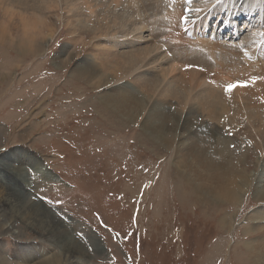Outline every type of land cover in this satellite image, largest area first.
Returning <instances> with one entry per match:
<instances>
[{
  "label": "bare ground",
  "instance_id": "1",
  "mask_svg": "<svg viewBox=\"0 0 264 264\" xmlns=\"http://www.w3.org/2000/svg\"><path fill=\"white\" fill-rule=\"evenodd\" d=\"M93 1L60 0V4L65 5L61 8L58 0H0V11L8 19V28L16 20L20 21L17 28L23 33L31 30V24L40 31L48 27L45 40L48 42L54 35L49 18L56 8L64 10V20L69 21L72 15L91 19L98 5L108 1L103 13L95 14L97 23L90 26L96 42L91 43L90 53L76 66V72L87 77L93 88L107 90L117 85L101 97L102 122L99 124L103 126L109 121L123 131L127 122L131 125L140 122V129L166 150L164 162L174 167L175 187H181L179 195L186 194L205 205L217 203L220 206L234 201L239 208L252 179L234 172L236 164L245 162L246 152L233 156L238 152L230 150L231 142L227 141L230 132L238 128L256 136L264 132V2L248 0L243 4L241 0H233L231 8V0H190L187 4L100 0L94 5ZM84 5L91 17L82 13ZM42 10L51 12L50 17L43 15ZM27 11L32 13L31 17L26 15ZM245 15L250 16L249 21L242 25L237 23L235 19ZM100 16L103 18L99 19ZM30 18L37 21L31 22ZM78 18L74 19L77 24L84 28L89 25H83L86 19ZM187 18L196 21L193 29L188 27L190 24L186 25ZM70 23L68 28L75 33L78 27H70ZM254 23H259L256 33ZM242 30L252 32L251 37L239 40ZM1 32L2 37H8L7 24L4 23ZM213 36L221 42L213 41ZM162 46L168 48L170 57ZM215 46L220 48L219 53L211 51ZM230 51L236 57V65L240 64L234 68L228 63ZM194 64L205 67L210 73H203ZM207 76L217 85L209 84ZM232 81L239 87L225 91L224 84ZM189 138L190 143H186ZM20 153L19 149H13L0 158V235L16 234V230L20 235L26 230L35 232L47 243L44 247L18 245L12 260L1 256L4 252L0 242V264L11 260V264H86L84 256L88 251L103 250L99 239L88 236L87 243L82 242L66 224L65 227L54 224L57 219L54 212L38 206L36 201L31 202L32 193L25 189L26 182L20 184L14 178L18 175L19 179H26V168L18 165L22 161ZM257 160L260 164L259 158ZM31 162L28 167L36 173L55 179L42 164L34 159ZM260 166V175H264V165ZM255 187V196L264 200V185L260 188L255 184ZM251 219L253 223L247 225L242 235H258L243 241L241 253L247 264H264V212L253 214ZM220 220L221 225H228L226 216ZM59 247L62 250H56Z\"/></svg>",
  "mask_w": 264,
  "mask_h": 264
},
{
  "label": "rangeland",
  "instance_id": "2",
  "mask_svg": "<svg viewBox=\"0 0 264 264\" xmlns=\"http://www.w3.org/2000/svg\"><path fill=\"white\" fill-rule=\"evenodd\" d=\"M96 1L100 0L92 4ZM247 1L241 0L243 4ZM107 2L98 5L93 18L84 17L87 21L78 15L64 20V10L59 8L52 14L42 10L43 15H51L49 26L54 29L48 42V27L40 31L31 24V30L23 33L17 28L19 20L8 28V19L0 11V158L19 149L22 161L15 164L26 168V179L14 178L20 184L26 182L31 202L54 212L59 219L54 224H66L82 242L87 243L88 236L99 239L103 250L88 251L86 264H247L242 243L258 234L249 238L242 233L251 225L253 214L264 212V200L254 194L255 184L260 188L264 185V175H260L264 132L256 136L238 128L228 136L230 150L238 152L233 156H240L241 151L247 156L242 165L234 166V172L252 179L239 208L234 201L205 205L186 194L179 195L181 187H175L174 167L164 162L166 150L140 129V122L134 126L127 122L123 131L109 121L99 124L101 97L117 85L107 90L93 88L87 77L76 72V66L90 53L91 43L96 42L90 26L97 23L94 18L103 13ZM84 8L81 12L89 17L87 6ZM76 16L86 21L80 24L89 25L84 28L77 24ZM245 16L235 20L242 25L249 21ZM4 23L8 37L1 34ZM69 23L78 31L72 32ZM211 51L219 53L220 48L215 46ZM230 52L228 63L234 68L240 64L236 65V57ZM170 122L174 125L173 120ZM32 159L55 179L44 178L28 167ZM223 216L228 220L226 226L221 225ZM17 232L0 235L1 256L13 260L18 245L46 246L35 232Z\"/></svg>",
  "mask_w": 264,
  "mask_h": 264
},
{
  "label": "snow or ice",
  "instance_id": "3",
  "mask_svg": "<svg viewBox=\"0 0 264 264\" xmlns=\"http://www.w3.org/2000/svg\"><path fill=\"white\" fill-rule=\"evenodd\" d=\"M236 84H228L225 86V91H231L232 88L236 87Z\"/></svg>",
  "mask_w": 264,
  "mask_h": 264
}]
</instances>
